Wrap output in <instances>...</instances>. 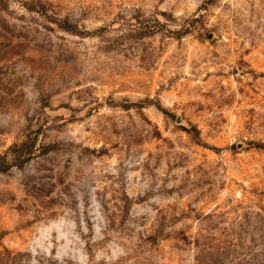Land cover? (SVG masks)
I'll return each mask as SVG.
<instances>
[{
    "label": "rangeland",
    "instance_id": "rangeland-1",
    "mask_svg": "<svg viewBox=\"0 0 264 264\" xmlns=\"http://www.w3.org/2000/svg\"><path fill=\"white\" fill-rule=\"evenodd\" d=\"M22 143L0 264H264V0H0Z\"/></svg>",
    "mask_w": 264,
    "mask_h": 264
},
{
    "label": "trees",
    "instance_id": "trees-1",
    "mask_svg": "<svg viewBox=\"0 0 264 264\" xmlns=\"http://www.w3.org/2000/svg\"><path fill=\"white\" fill-rule=\"evenodd\" d=\"M34 154V147L32 143H22L20 145H14L4 155L0 156V168L7 169L11 165L23 166L28 162ZM11 157V161H7L8 157ZM156 239V237H155Z\"/></svg>",
    "mask_w": 264,
    "mask_h": 264
}]
</instances>
